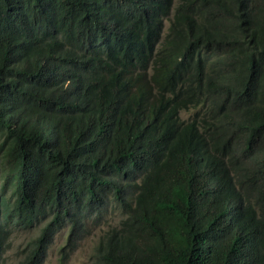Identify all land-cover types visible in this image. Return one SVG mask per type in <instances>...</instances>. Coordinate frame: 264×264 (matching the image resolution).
Returning <instances> with one entry per match:
<instances>
[{
	"label": "trees",
	"instance_id": "trees-1",
	"mask_svg": "<svg viewBox=\"0 0 264 264\" xmlns=\"http://www.w3.org/2000/svg\"><path fill=\"white\" fill-rule=\"evenodd\" d=\"M101 225L92 264H264V0H0V264Z\"/></svg>",
	"mask_w": 264,
	"mask_h": 264
},
{
	"label": "rangeland",
	"instance_id": "rangeland-1",
	"mask_svg": "<svg viewBox=\"0 0 264 264\" xmlns=\"http://www.w3.org/2000/svg\"><path fill=\"white\" fill-rule=\"evenodd\" d=\"M192 111L183 112L182 117H188ZM119 220L117 212H113L108 217V222L115 225ZM88 233L84 239L80 241L78 247L69 254L67 264H92L93 250L98 242V239L106 230V225L99 227L88 226ZM39 226L33 227L27 231H15L10 238L11 246L6 252L2 264H17L20 259V252L25 245L31 241L38 233ZM66 229H63L55 234L52 244L46 251V257L43 264H58L59 249L64 244L66 238Z\"/></svg>",
	"mask_w": 264,
	"mask_h": 264
},
{
	"label": "clouds",
	"instance_id": "clouds-1",
	"mask_svg": "<svg viewBox=\"0 0 264 264\" xmlns=\"http://www.w3.org/2000/svg\"><path fill=\"white\" fill-rule=\"evenodd\" d=\"M190 111H192V113H193L194 110H190ZM182 113H183V112H182ZM182 113L180 114V117H181L182 119H186V118H188V117H186V118L182 117ZM192 113H191V114H192ZM191 114H190V115H191ZM190 115H189V116H190Z\"/></svg>",
	"mask_w": 264,
	"mask_h": 264
}]
</instances>
